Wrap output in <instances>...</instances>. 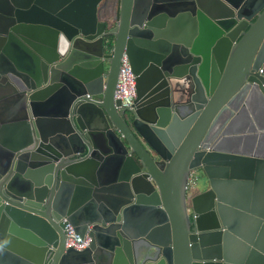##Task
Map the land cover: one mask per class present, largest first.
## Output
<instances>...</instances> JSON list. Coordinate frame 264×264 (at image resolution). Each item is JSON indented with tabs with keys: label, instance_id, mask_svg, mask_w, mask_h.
<instances>
[{
	"label": "water",
	"instance_id": "1",
	"mask_svg": "<svg viewBox=\"0 0 264 264\" xmlns=\"http://www.w3.org/2000/svg\"><path fill=\"white\" fill-rule=\"evenodd\" d=\"M107 1L0 0V264H264V0Z\"/></svg>",
	"mask_w": 264,
	"mask_h": 264
},
{
	"label": "built area",
	"instance_id": "2",
	"mask_svg": "<svg viewBox=\"0 0 264 264\" xmlns=\"http://www.w3.org/2000/svg\"><path fill=\"white\" fill-rule=\"evenodd\" d=\"M136 76L132 71L129 60L125 53H123L120 59L119 71L117 84L114 90V101L119 104L116 106L117 109L131 108L133 101L136 97ZM196 173H192L188 179L187 188L195 189ZM65 233V247L72 248L76 251H82L88 248L90 244V237L85 234L80 237L74 230L73 226L65 222L64 224Z\"/></svg>",
	"mask_w": 264,
	"mask_h": 264
},
{
	"label": "crops",
	"instance_id": "3",
	"mask_svg": "<svg viewBox=\"0 0 264 264\" xmlns=\"http://www.w3.org/2000/svg\"><path fill=\"white\" fill-rule=\"evenodd\" d=\"M114 12H115V3L112 2L111 7H107V9H106V13L103 12V10H102L100 14H101L103 17L108 16V17L113 18V17H114ZM105 14H106V15H105ZM102 19H104V18H102ZM198 191H200V189H195V192H198Z\"/></svg>",
	"mask_w": 264,
	"mask_h": 264
},
{
	"label": "rangeland",
	"instance_id": "4",
	"mask_svg": "<svg viewBox=\"0 0 264 264\" xmlns=\"http://www.w3.org/2000/svg\"><path fill=\"white\" fill-rule=\"evenodd\" d=\"M105 4H107V5H106L107 7H111L112 2H111V0H108ZM105 15H106V14H105ZM98 16H99V19H100V20H102V18H105V19H107V20L111 19V17H108V16L103 17L101 14H99ZM196 178H197V175H196ZM193 192H195V191L192 190V189H190V190L188 191V193H193Z\"/></svg>",
	"mask_w": 264,
	"mask_h": 264
}]
</instances>
